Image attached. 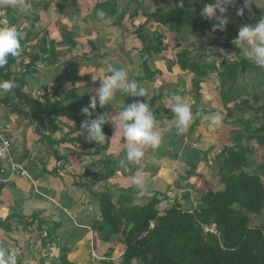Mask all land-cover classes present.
Instances as JSON below:
<instances>
[{
	"label": "crops",
	"instance_id": "0c3cea01",
	"mask_svg": "<svg viewBox=\"0 0 264 264\" xmlns=\"http://www.w3.org/2000/svg\"><path fill=\"white\" fill-rule=\"evenodd\" d=\"M59 1L29 0L32 8L27 14L32 20L27 17L26 22L29 23H18L19 29L26 26L23 35L33 25L31 32L34 37L28 43L27 54H40L42 49L49 50L50 42L56 44V61L47 65V56L41 55L33 67L34 71L26 76L25 91L39 101L58 100L55 103L66 106L69 98L63 97V94L75 88L80 98L77 107L82 112V121L106 113L109 133L102 126L106 140L97 144L86 139L87 132L81 128L82 121L51 116L45 117L41 125L37 124L14 113L12 102L2 105L5 94L0 95V134L9 141L14 157L23 162L29 174V179L12 175L10 168L0 162V179L4 181L0 184V247L14 253L17 264H65L62 257L68 264H104L103 258L117 264L124 250L122 237L115 236L104 243L92 230L93 223L100 220L102 193L109 190L115 200L120 190L131 188L137 192L132 183L137 172L143 175L150 195L138 199L136 194V202L157 195L161 200L159 211L169 209L174 202L191 211L198 206L201 195L208 189L223 191L224 186L217 175V158L223 148L231 146L230 133L239 130L237 120L253 117V108L264 106V84H261L264 73L245 58L243 46L235 40L229 48L233 50L224 49L223 39L205 31L201 42L203 49L199 50L190 29L184 28L179 35L152 22L148 15L158 8H172L165 0H95V3H92L93 0H78L76 8L65 6L63 9L58 7ZM83 1L91 6L85 5L86 2L82 4ZM103 1L116 7V13L107 16L110 19L107 26L97 16L102 10H96L97 4ZM198 1H192V5L196 6ZM38 2L42 4L39 6ZM243 4L244 0H235L225 13L229 20L227 25H231L237 34L241 27L251 25L247 20H255L256 23L264 17V0H252L244 11L248 14H243L247 20L242 21L236 13ZM35 6H44V9L37 7L39 12H34ZM20 13L23 17L26 14ZM36 18L39 28L34 22ZM211 20L214 24L217 22L215 18ZM138 27L145 28L149 36H162L165 49L158 54L142 52V42L135 35ZM185 52L190 60L200 65L241 62L238 70L241 72L243 68V73L238 75L233 87L236 92L239 86L245 87L246 95H238L240 99L236 104L246 100L250 108L244 106L237 110L229 101L227 107L222 104L219 91L224 89L215 70L208 73L195 91L193 83L197 78L180 67V63H186L185 59L179 58ZM229 52H235V57ZM227 55H230L228 59ZM28 63V57H24L22 62L18 60L17 72L23 71ZM119 68H125L130 80L148 89L145 97L134 98L147 103L153 101L151 107L160 121L158 128L163 134L161 145L154 150L147 149L144 161L139 165H129L128 171L119 167L116 169L127 144L122 131L116 129L112 120L133 100H128V96L121 98L118 94L117 106L109 104L101 108L97 100L95 109L89 107L101 80L110 74L111 69ZM148 70H155V76ZM72 72L76 73L73 84L69 79L74 74ZM227 86H224L228 92L224 91V97L230 94ZM249 86L250 92L247 91ZM7 95L10 102L13 96L10 93ZM174 95L181 96L192 105L193 122L182 134L175 129L174 113L166 107ZM13 103L18 102L13 100ZM86 107L91 116L84 115L82 110ZM230 111L234 112L233 117L229 116ZM216 114L223 116V122L210 128L209 121ZM252 148L254 153L244 171L260 170L262 173L264 145L253 142ZM105 163L114 169L108 180L95 181L85 176L86 173L102 172ZM163 198L168 199L164 201ZM48 235L50 238L46 237ZM119 253L118 261L115 257Z\"/></svg>",
	"mask_w": 264,
	"mask_h": 264
},
{
	"label": "trees",
	"instance_id": "16d2710c",
	"mask_svg": "<svg viewBox=\"0 0 264 264\" xmlns=\"http://www.w3.org/2000/svg\"><path fill=\"white\" fill-rule=\"evenodd\" d=\"M165 2L172 8L169 10L158 8L148 15L152 22L167 27L171 32L179 33L183 28L190 29L196 40L194 44L202 42L204 32L207 31L223 39L224 49L232 47V42L238 36L232 26L227 25L224 31L219 29L213 31V21L200 15L201 9L207 4L214 3V0H199L195 7L192 5V0H165ZM173 2L181 4L182 7H176ZM77 4L78 0H60L57 5L63 9L65 6L76 8ZM98 9L107 13V16L116 13V7L106 1L97 4L96 10ZM0 12L5 14L3 19L0 16L1 21L5 22L1 24L0 21V27L15 26L21 33L20 55L9 57L8 64L0 69V80L12 79L18 84V87L10 93L13 99L8 102L10 96L5 93L1 100L2 105L12 102L14 113L40 125L45 117L51 116L82 121V113L77 107L78 102H75L77 101L75 88H70L63 94V97L70 96L66 106L55 103L58 100L39 101L33 98L32 94L26 93V76L34 71L33 67L40 56H47V65L56 61L54 50L56 44L50 42L49 50L42 49L40 54H27L28 43L34 37V33L31 32L33 25L27 29L26 35H23L22 31L26 26L19 29L18 23L23 17L19 10L0 6ZM244 14L246 16L248 12ZM245 16H239V19L246 21ZM247 21L250 24L255 22V20ZM34 22H37V18ZM136 35L142 38L140 40L142 44L148 43L142 49V52L148 55L151 52L161 53L165 49L162 36L156 34L149 36V32L143 27L136 29ZM184 55L179 58L185 59L186 63H180L179 58L178 63L183 71H188L197 78L193 83L195 91L213 70L218 72L222 87L226 84L234 85L238 75L243 73V68L241 72L238 70L241 62L223 61L219 66L200 65L199 62L190 60L188 53L185 52ZM24 57H28L29 63L25 65L23 71L17 72L18 60L22 62ZM70 77L73 84L76 73ZM13 100L18 103H13ZM244 106L250 108L249 103L242 100L236 109L239 110ZM253 114V117L237 120L239 130L230 133L231 146L223 148L217 158V175L219 182L224 186L223 191L213 192L208 189L201 195L197 209L189 211L174 202L169 209L159 211L158 205L161 200L157 195L137 203V192L131 188L120 190L115 200L109 190L102 193L100 220L93 223L92 230L104 243L111 241L115 236L122 237L124 250L117 264H264V224L253 225L254 220L264 212V184L260 176H264V170L262 173L260 170L244 171L249 166V159L254 153L252 143L264 145V106L253 108ZM229 116L233 117L234 112L230 111ZM87 120L91 119L87 118ZM107 125L105 123L103 127L104 131L109 133ZM56 143L51 142V144ZM10 153L15 162L23 163L14 157L11 150ZM4 164L8 166L7 163ZM109 167V163H105V170L102 172L86 173L85 176L95 181H106L114 174V169ZM118 167L117 165L116 169ZM24 170L27 172L25 167ZM133 172L134 169L131 173ZM18 177L29 179L24 176ZM163 199L166 201L168 198ZM49 235L46 237L50 238ZM64 260L65 258L62 257L63 263L68 264ZM102 262L115 264L109 258H103Z\"/></svg>",
	"mask_w": 264,
	"mask_h": 264
},
{
	"label": "clouds",
	"instance_id": "9594fccd",
	"mask_svg": "<svg viewBox=\"0 0 264 264\" xmlns=\"http://www.w3.org/2000/svg\"><path fill=\"white\" fill-rule=\"evenodd\" d=\"M252 0H244L242 7L237 9V15L243 16L245 9H248ZM235 0H216L215 4H207L201 9V16L205 19L215 18L217 21L213 25V31L219 29L224 31L229 20L225 13L228 7L232 6ZM0 6L18 8L25 12L31 10L32 5L29 0H0ZM219 13V15H217ZM97 16L107 26L110 19L104 11H98ZM21 33L15 26L0 27V69L5 68L9 62V57H17L21 50ZM243 46L244 56L257 67L264 69V17L256 23L245 25L238 31L235 39ZM230 55L226 56L228 59ZM99 88L95 90L96 95L91 97L89 107L95 109L97 100L99 106L104 108L113 102H117V94L131 97H145L148 89L135 80L129 79L128 71L125 68L111 69L110 74L103 80ZM18 84L15 80H0V95L12 93ZM124 102V100L122 99ZM166 107L174 113V126L178 134H182L193 122L192 105L186 102L179 95L171 97V103ZM85 116H91L89 108H84ZM107 122V114H100L95 119L85 120L81 128L87 132L86 139L97 144L104 143L106 138L102 131V126ZM116 129L123 133V139L127 147L124 156L118 160V166L124 171L129 170V165H139L146 157L147 149L158 148L163 140L162 131L158 128L160 121L154 114V110L149 103L139 100L126 105L115 115L112 120ZM223 116L214 115L209 121V127L214 128L221 125ZM28 173V172H27ZM29 175V174H28ZM133 185L137 188V197L144 198L150 195L149 187L140 172L132 179ZM0 264H17V257L4 247H0Z\"/></svg>",
	"mask_w": 264,
	"mask_h": 264
},
{
	"label": "rangeland",
	"instance_id": "374dc122",
	"mask_svg": "<svg viewBox=\"0 0 264 264\" xmlns=\"http://www.w3.org/2000/svg\"><path fill=\"white\" fill-rule=\"evenodd\" d=\"M35 1H39V0H34V2ZM157 2H158V0H156ZM179 1H181V0H179ZM192 1H194V0H192ZM84 2H86V1H83L82 2V4L84 3ZM92 3H95V0H93V2ZM193 3V2H192ZM35 4V3H34ZM38 4H39V6L42 4V2H38ZM85 5H87V6H91L90 5V3H88V2H86V3H84ZM172 4H174L176 7H178V8H181L182 6H181V4H175L174 2L172 3ZM39 6H35L34 8H33V11L34 12H39V10H38V8L37 7H39ZM82 8H83V6H81ZM195 7V6H194ZM193 7V8H194ZM40 9H44V6H43V8H42V6L41 7H39ZM14 9H18V8H14ZM162 9H164V8H162ZM20 12L22 11V12H25V11H23V10H21V9H18ZM90 10L91 9H89V12H90ZM167 10H169V9H167ZM164 12V11H163ZM4 12H0V16H1V18L3 19L4 18ZM28 17V14H27V12H26V14H24V17H22V18H20V20H19V23L20 24H27V23H29V22H26L27 20H25V18H27ZM1 18H0V21H1ZM29 19H30V21L32 20V18L31 17H28ZM1 24H5V22L4 21H1ZM37 26L39 25V23H35ZM5 25H3L2 27H4ZM29 26V25H28ZM36 28H39V26L38 27H36ZM176 31V30H175ZM181 31H184V28L181 30ZM174 33H177V32H174ZM135 35H136V32H135ZM179 35H180V30H179ZM136 37H137V35H136ZM138 38V37H137ZM180 38H184V37H182V36H180ZM139 40H141L142 38H138ZM197 44H198V49L199 50H202L203 49V46H202V43L201 42H196ZM142 46H143V48L144 47H146L147 45L144 43V44H142ZM142 48V49H143ZM228 50H233V49H228ZM228 52V51H227ZM229 53H231V56L232 57H235V52H229ZM135 55H138V54H135ZM193 60V59H192ZM146 66V65H145ZM151 67H148V69H150ZM144 70H145V67H144ZM151 70V69H150ZM150 70H148V73H150L151 75H154L155 76V73H156V71L155 70H152V71H150ZM260 72H262V73H264V69H261L260 68V70H259ZM27 80L28 81H30V78L28 79L27 78ZM261 84L263 85L264 84V80H261ZM142 86H144L143 84H142ZM234 85H230V84H228V86H227V89L230 91V94L229 95H227V96H225L224 97V95H225V92L226 93H228L227 92V90L223 87V89H224V91H222V90H220L219 91V95H220V98H221V100H222V104L224 105H226V107H227V103H228V101L229 102H232L231 103V105H232V107H234V109H236L237 108V106L241 103V102H239L238 104H236V102H238V100L240 99L239 98V96L238 95H240V97H244L246 94H245V87H243V86H239V91L238 92H236V90H235V88L233 87ZM262 87V89H263V86H261ZM248 92H250L251 91V86H249V88H248V90H247ZM119 94V93H118ZM118 94H117V96H118ZM75 95H77V92H75ZM96 95V94H95ZM94 95V96H95ZM66 96V98H69L70 96H67V95H65ZM248 96V95H247ZM131 96H128V100L129 99H132L133 101L131 102V103H133L134 101H136V98H134V97H132V98H130ZM79 96L77 95V101H75V102H79ZM153 102V101H152ZM152 102H150L149 103V105H150V107H151V103ZM81 103V102H80ZM130 103V104H131ZM154 103H156V101H154ZM112 106H117V105H119V102L117 101V102H113V103H110ZM129 105V104H128ZM232 109V108H231ZM81 112V111H80ZM82 113V112H81ZM71 129V128H70ZM261 177H264V176H262V175H260ZM263 184H264V178H263ZM198 205V204H197ZM198 207V206H197ZM197 207L195 208V209H197ZM194 209V210H195ZM191 211H193V210H191ZM264 224V212H263V214L261 215V216H259L256 220H254V222H253V225H259V224ZM213 229V228H212ZM103 246H101L100 248H102ZM118 247H121V245H119ZM117 257H115V260H118V258H120V256H121V254L119 253V254H117L116 255ZM119 261V260H118ZM118 261H116V262H118Z\"/></svg>",
	"mask_w": 264,
	"mask_h": 264
},
{
	"label": "built area",
	"instance_id": "2783aa9c",
	"mask_svg": "<svg viewBox=\"0 0 264 264\" xmlns=\"http://www.w3.org/2000/svg\"><path fill=\"white\" fill-rule=\"evenodd\" d=\"M9 148V141L0 134V161L8 164L12 175L29 178L28 173L24 170L23 164L14 161ZM0 181L4 182L1 179Z\"/></svg>",
	"mask_w": 264,
	"mask_h": 264
}]
</instances>
